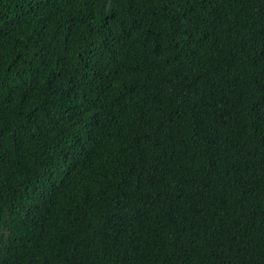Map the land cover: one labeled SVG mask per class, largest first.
<instances>
[{
    "label": "trees",
    "instance_id": "obj_1",
    "mask_svg": "<svg viewBox=\"0 0 264 264\" xmlns=\"http://www.w3.org/2000/svg\"><path fill=\"white\" fill-rule=\"evenodd\" d=\"M0 264H264V0H0Z\"/></svg>",
    "mask_w": 264,
    "mask_h": 264
}]
</instances>
